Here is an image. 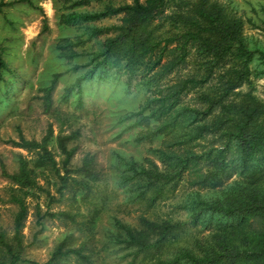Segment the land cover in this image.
<instances>
[{
	"label": "trees",
	"instance_id": "16d2710c",
	"mask_svg": "<svg viewBox=\"0 0 264 264\" xmlns=\"http://www.w3.org/2000/svg\"><path fill=\"white\" fill-rule=\"evenodd\" d=\"M23 1L31 4V0ZM58 1L63 9H71L60 15L67 24L75 15L98 19L105 12L121 13L119 24L92 25L89 31L94 37L113 31L96 54L101 56L96 68L122 63L149 92L134 112V122L144 127L138 139L162 136L157 149L160 165L145 158L146 164L132 161L122 172L131 189L133 181L135 196L151 206L183 179L189 187L218 186L214 196L186 206L189 219L158 221L140 216L136 228L121 224L125 234L121 242L133 248L141 264H264V100L239 89L251 73H264V50L250 48L241 18L216 0H177L169 15L171 0H133L95 13L76 7L101 0ZM167 18L171 28H165ZM78 43L59 39V56L69 59ZM256 54L260 61L252 68ZM188 65L191 70L184 72ZM4 66L0 52V73ZM95 70L87 73L93 75ZM55 78L44 88L46 111ZM52 136L49 125L39 140L22 135L12 140L35 157L29 160L19 155L17 168L7 172L3 167V175L19 190L43 189L36 169L49 170L59 181L60 196L70 188L73 196L80 191V200L89 201L92 186L100 179L94 156L87 154L77 167H69L76 147L68 144L79 136V130L64 132L59 126L55 136L63 155L59 164L48 146ZM232 174H237L236 179L222 186L221 179ZM10 199L17 210L12 236L0 229V248L9 258L5 264L20 259L27 215L19 194L12 193ZM57 214L70 217L66 211L50 215ZM192 229L206 233L193 235ZM67 254H74L81 264H95L81 248L67 247L66 240L58 243L46 261L32 263L58 264Z\"/></svg>",
	"mask_w": 264,
	"mask_h": 264
},
{
	"label": "rangeland",
	"instance_id": "374dc122",
	"mask_svg": "<svg viewBox=\"0 0 264 264\" xmlns=\"http://www.w3.org/2000/svg\"><path fill=\"white\" fill-rule=\"evenodd\" d=\"M133 0L93 1L77 11L105 12L106 6L132 3ZM171 0L166 12H174ZM190 1V0H189ZM242 20V34L250 48L264 50V0H216ZM0 52L5 66L0 73V229L8 237L13 234V219L17 205L11 194H19L27 207L21 230L23 251L14 264H34L46 261L59 242L66 240L67 247L81 248L95 264H141L134 257L133 248L121 239V224L136 228L139 217L152 220L189 219L186 206L196 199L215 195L218 187H189L184 179L176 188L149 206L135 196L132 181L124 183L122 172L132 161L146 164L149 158L159 164L157 149L161 135L152 139H138L142 125L134 122L136 112L149 94L140 77L120 65L102 70L96 68L101 45L112 36L108 31L94 37L91 26L109 27L120 23L121 13L105 12L98 19L73 16L69 23L60 20L63 9L58 0H0ZM165 21V22H164ZM165 28H171L169 18ZM72 42L69 59L59 56L56 45L59 39ZM256 54L252 68L259 63ZM264 66V65H263ZM187 66L184 72H189ZM264 67H262L263 70ZM96 69L95 74L87 73ZM54 75L49 110L44 105V88L51 84ZM168 77H164V80ZM71 90H68V87ZM264 100V73H251L240 88ZM53 128L48 143L60 164L63 155L56 144V134L61 126L64 132L79 130V136L69 142L75 146L69 167H77L82 158L93 155L100 170V179L92 186L89 201L80 200V191L73 196L70 188L60 196L58 179L49 170L36 169L37 179L43 189L19 190L3 175L2 168L13 172L19 155L32 160L34 152L14 146L11 141L39 140L47 127ZM160 165V164H159ZM237 174L224 178L222 186L236 179ZM66 211L70 217L51 213ZM200 236L206 232L190 230ZM134 257V259H133ZM0 248V264L8 262ZM58 264H81L74 254H67Z\"/></svg>",
	"mask_w": 264,
	"mask_h": 264
}]
</instances>
